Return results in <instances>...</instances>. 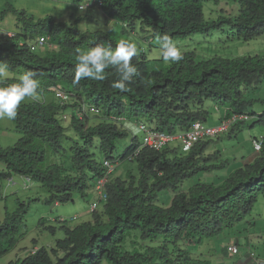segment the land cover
Instances as JSON below:
<instances>
[{"label": "trees", "instance_id": "1", "mask_svg": "<svg viewBox=\"0 0 264 264\" xmlns=\"http://www.w3.org/2000/svg\"><path fill=\"white\" fill-rule=\"evenodd\" d=\"M76 1L78 8L86 0ZM101 1L100 7L87 9L100 8L121 34L114 29L81 30L76 23L57 20L52 14L36 17L8 4L0 10V21L9 12L16 14L18 28L14 37L0 36V62L11 73L4 83H14L23 72L35 71L41 97L38 101L26 98L17 109L13 121L21 136L12 145H0L4 164L0 180L14 173L32 177L48 192V203L72 200L74 192L85 196L103 175L98 156L112 158L119 141L128 137L110 115L131 122L142 117L156 128L174 132L188 129L195 121L206 122L208 111L203 103L207 99L218 100L220 107L231 112L254 113L255 101L264 105V97L248 94L264 82L263 54L196 60L194 51L182 50L181 60L165 62L137 50L132 63L138 74L126 82L127 91L112 87L119 79L112 66L105 69L103 80L84 78L74 83L76 49L115 48L121 39L128 40L127 34L136 26L152 46H158L156 39L164 34L176 41L224 26L231 29L233 38L255 39L264 34V0H238L237 15L215 19L205 16L208 0ZM41 35L49 36L43 54L19 43ZM55 88L72 92L73 103L61 106L52 99L43 101L41 95L52 94ZM79 101L95 105L100 113L92 116H96L92 122L91 116L84 120L73 116L65 126L61 114ZM255 123L264 124V110ZM210 146L211 139L202 140L186 154L169 147H143L133 157L135 170L105 186L108 198L102 212L92 211L91 220L73 227L62 225L64 237L55 241L56 248L43 245L7 264H212L202 253L203 239L216 237L225 227L242 221L258 193L264 196V139L255 158L227 176L218 170L227 167L228 159L219 149L208 154ZM137 147L134 139L118 158L128 159ZM50 154L57 161H49ZM196 175L198 179L187 189L180 188ZM166 190L174 192L169 205L158 203L159 193ZM26 210L18 208L0 222V256L16 247ZM47 229L54 232L51 226Z\"/></svg>", "mask_w": 264, "mask_h": 264}, {"label": "rangeland", "instance_id": "2", "mask_svg": "<svg viewBox=\"0 0 264 264\" xmlns=\"http://www.w3.org/2000/svg\"><path fill=\"white\" fill-rule=\"evenodd\" d=\"M16 9H25L30 14L43 17V15L52 14L57 20L69 21L76 23L81 30H101L121 32L115 26V21L106 18L101 12L100 8L86 9L83 13L77 8L78 2L76 0H0V10L5 8L7 3ZM26 11V12H27ZM27 12V13H28ZM239 12L238 0H208L204 3V13L207 19H215L218 16H235ZM88 16V18H87ZM17 16L13 13H7L4 20L0 21V28H6L16 31ZM80 18V20L77 19ZM89 19V20H88ZM74 21V22H73ZM127 39L136 44L137 50H143L150 58H159L160 49L158 46L149 44L148 39L144 37L139 26L135 30L127 34ZM178 46L182 50H192L195 52L196 60L209 58L214 55L233 58L242 55H264V34L248 41L232 37L231 29L225 27L219 30H213L208 34H194L189 37L178 39ZM51 46V45H50ZM49 47V46H48ZM51 46L50 48H52ZM47 49V48H46ZM46 49L39 53H44ZM8 75L11 73L7 71ZM248 94L253 98L264 97V82L260 84L255 90H248ZM54 99L53 96L47 94V99ZM70 106V105H68ZM220 102L218 100L207 99L203 103V107L208 111V124H214L218 121L220 115ZM264 108L260 101H255L252 109L259 113ZM71 107L67 108L70 112ZM91 120V121H90ZM89 122L95 121V117H91ZM256 116H252L240 130H237L232 136H224L215 140H211V146L206 151L208 154H213L217 149L222 153L223 157L229 161L228 167L218 170L221 176H227L229 170L238 163L248 162L254 157V149L251 138L258 137L264 134V124L255 123ZM65 126L70 123V120H65ZM253 123V124H252ZM132 123H126V126ZM137 128L136 123L134 124ZM128 129V128H127ZM139 129V128H138ZM129 130V129H128ZM130 131V130H129ZM72 132L68 131V134ZM131 133V131H130ZM133 133H131L132 135ZM136 136L138 143L142 142L143 134L139 129ZM21 136L17 132L13 119L0 118V145L3 147L14 144ZM131 142L130 135L123 140H120L117 145L118 156L122 151L128 147ZM49 161H57L53 154L49 155ZM101 159V156H98ZM218 161H214L217 163ZM230 166V167H229ZM136 163L128 160H123L115 165L112 178H125L128 170H135ZM4 169V164L0 162V170ZM198 175L192 179L185 180L181 189H187L194 180H197ZM210 178V177H209ZM211 180V179H210ZM173 191H162L159 193L158 203L169 205ZM48 197L46 189L42 188L39 182L33 178L28 179L26 176L14 174L10 179L0 180V222L9 215L15 212L18 208H27L24 219L20 223L19 241L16 242V247L9 253L0 256V264H7L8 261L16 259L17 257H24L33 249L40 246H47L48 248H56L55 241L62 239L64 232L62 225L72 227L76 224L87 221L92 218L90 204L96 198L94 192L87 190L85 196L78 192L73 193L72 200L58 205L48 203L45 199ZM102 212V208H99ZM64 216L66 221L60 223L57 217ZM77 218L73 221L71 217ZM41 219L45 220V224L40 223ZM48 226L54 228L52 233L47 229ZM18 235V236H19ZM236 239L240 246V254L244 253L248 246L254 249L256 254L264 259V196L258 193L257 201L255 202L251 212L242 221L235 223L233 226L225 227L218 236L211 239H203L201 250L202 253H208L210 248L214 251V246H217V252L211 259L217 263L225 261H232L237 259L238 255L223 256V248L229 240ZM58 254L62 251L57 248ZM205 256V254H204ZM206 257V256H205ZM209 259V258H208ZM102 264H110L103 261Z\"/></svg>", "mask_w": 264, "mask_h": 264}, {"label": "clouds", "instance_id": "3", "mask_svg": "<svg viewBox=\"0 0 264 264\" xmlns=\"http://www.w3.org/2000/svg\"><path fill=\"white\" fill-rule=\"evenodd\" d=\"M87 6L88 5H85L83 3H79L80 12L83 13L84 10L87 8ZM156 44L158 45V47L160 49V56L162 57V59L165 62H168V61L175 62V61H179V60L182 59V52H181L180 47L178 46V42L174 41L167 34H164L162 36L157 37ZM43 49H41V50H43ZM40 51H38V52H40ZM76 52H77V57H76L77 63L75 65L74 83H79V81L81 79H84V78L94 79V80H103V79H105V76H104L105 69L108 68L109 66H112V67H114L116 69V72L118 73V76H119V79L112 84V87L115 88V89L120 90L121 92H125V91L128 90L127 86H126V82H130L133 79V77L138 74L137 67L132 63V58L137 54V46L132 41L121 39L116 44L115 48H112L111 46L105 47L103 45H96L95 47H91L89 49H79L78 48V49H76ZM7 79H8L7 65L4 64L3 62H0V118L14 119L16 114H17V109H18L19 105L21 104V102L25 101L26 98H31L32 100H37V101L41 99V97L39 95V92H38L40 81L37 78V73L35 71H32V70L25 71L22 74L18 75V77H16V82H14V83H10V84L4 83ZM51 95L54 98L53 100L57 101L55 99V97H54V91H53V93ZM41 96H42V98L44 97L42 99L43 101H45L47 99V95H43L42 94ZM72 103H69V104H72ZM86 103H88V102H86ZM69 104H64V105L60 104V105L61 106H65V105H69ZM90 105H92V104H90ZM75 107L71 108L70 112L65 111L64 113L61 114V119L64 120V122H65V120H71L72 119V117L74 116L73 115L74 114L73 113V109ZM224 108H227V107H220L219 106L220 115H219L218 121L216 123H214V124H217L219 122L221 113H222ZM263 110H264V108L259 113H256V111H254V110H253L254 113H252V111H249V110H244V111H240V112H247L251 117L255 115L256 119H257V116ZM65 113L69 116V118H67V119L63 118L62 115L65 114ZM229 113H231V111ZM93 115H96V114L89 115L88 117H90V116L92 117ZM111 116H115V115H110L109 116L110 120H111ZM115 117L121 118L119 120H116V121L112 120V121L119 122V125L125 131L128 132V136L130 135V138H131L130 144L132 143V141L134 139L136 141V136L134 134H138L140 128L138 127L139 128L138 129L134 124L136 123V125L138 126L137 121L141 120V119H144V118L137 117V118H135V120L133 122H131V121L127 120V118L124 117V116H115ZM144 120L147 121V123L149 125L154 126L147 119H144ZM247 121L238 122L232 128H230L231 130L228 131L227 133L222 134V135H220V136H218L216 138H208V139H205V140H210V139L211 140H215V139H218V138H222L224 136H229L230 137V134L232 136L238 130V128L244 126V124ZM126 123H132V124H128L126 126ZM204 123L208 124L207 122H204ZM214 124H212V125H214ZM190 127L188 129H190ZM127 128L131 131V133H133L132 135H131L130 131ZM156 129H159V128H156ZM159 130H162V129H159ZM186 130L187 129L177 130V131H174V132H169V131H166V132L173 134V133L184 132ZM234 130H236V131H234ZM162 131H165V130H162ZM142 134H143V132H142ZM260 136H262V138L264 139V134H260L258 137H252L251 138L252 146H253V140L259 138ZM263 139H262V144H263ZM199 141H202V140H199ZM199 141H197V142H199ZM176 143H174V145L176 144L175 146H166V147H169L170 149H176L177 152L186 154L196 144V143H194L189 150L185 151L183 149L182 144H180L179 142H176ZM143 147H149V146H146V145L144 146L143 145V138H142V142L138 143V147H137L136 151L134 152V154L132 156H130L128 159H126V160L132 162L134 155L137 154L139 152V150L142 149ZM149 148H151V147H149ZM151 149H153V148H151ZM253 149H254L255 152L253 153L254 157L251 160H253L255 158V156L257 155V153L260 152V151H256L254 146H253ZM261 149H262V147H261ZM99 156H101V159H99V160L102 161V164H103V160L105 158L109 159L112 163H115V165L122 161V160H120L118 158V156H113L112 158L104 157L102 155H99ZM251 160H249V161L251 162ZM249 161L245 162V163H249ZM245 163H243V165ZM115 165H114V169H115ZM242 166H240V167H242ZM227 167H228V165H227ZM114 169L109 175V182L113 179L111 176H112V173L114 172ZM103 175H104V173H103ZM27 178L30 179L31 177H27ZM7 179H9V178H7ZM91 187L92 188L90 190H92L94 192V194L96 195V192L94 190L93 185ZM106 191H107V189H106ZM92 202H91V204H92ZM59 203H60L59 201H55L56 205H58ZM105 203L106 202L102 203L98 208H96L94 210H99V208H103V205ZM91 204H90V210L92 212L94 210L91 209ZM60 217H64V216H59V217H57L56 220L59 221ZM73 217H76V216H73ZM64 218H66V217H64ZM71 218H70V220H71ZM71 221H73V220H71ZM60 223H63V222H60ZM63 237H64V235H63ZM231 242H234V243H236L238 245L239 253H240V246L237 243V241L234 240V239H233V241L229 240L227 242V244L225 246V250L227 252H229L227 247H228V244L231 243ZM249 249H250V253L251 252L254 253L253 257L255 259L258 258V255L255 254L256 252H254V249L251 246H249ZM35 250L36 249H33V251L29 252V253H33ZM238 254H236V255H238ZM230 255H232V254L230 253Z\"/></svg>", "mask_w": 264, "mask_h": 264}, {"label": "built area", "instance_id": "4", "mask_svg": "<svg viewBox=\"0 0 264 264\" xmlns=\"http://www.w3.org/2000/svg\"><path fill=\"white\" fill-rule=\"evenodd\" d=\"M83 4L88 5L87 8H90L92 6L100 7L102 1L86 0L83 2ZM0 36L14 37L15 33L8 29L0 28ZM48 40V36L41 35L33 39H28L26 40V42L21 40L19 43L20 45H24V43H26V45L30 48L31 51L38 52L46 46ZM54 97L61 105L72 103L74 98L72 92L64 88H56L54 90ZM99 112L100 111L96 106L90 105L84 101H79L76 107L73 109V115L82 120L86 119V117H88L89 115L98 114ZM229 112L230 111L228 108H224L221 113L220 120L217 124L212 125L206 124L201 121H196L192 124L190 129H187L184 132L173 134L156 129L154 126L149 125L144 119L138 120L137 124L138 127L141 129L140 131L143 132L144 146L146 145L155 150H161L166 146H175L177 144L176 142H179L180 144H182L183 149L187 151L197 141L205 140L208 138H216L230 131V128H232L238 122H245L251 117L247 112ZM62 116L64 119L69 118L66 113ZM119 119L121 118L111 116V120L116 121ZM262 139V136H260L259 138L253 140V146L256 151L261 150ZM174 143L176 144L174 145ZM114 165L115 163H112L109 159L105 158L103 160V166L105 168L104 175L100 177L93 185L94 190L96 192V199L91 204L92 210L98 208L102 203L106 202L107 200L108 195L105 186L109 182V175L113 171ZM74 219H76V217L71 218V220ZM59 221L65 222L66 218L60 217ZM227 249L232 255H236L239 253V247L234 242L229 243ZM250 254L254 256L253 252H251ZM255 260L256 264H264L263 259L256 258Z\"/></svg>", "mask_w": 264, "mask_h": 264}, {"label": "crops", "instance_id": "5", "mask_svg": "<svg viewBox=\"0 0 264 264\" xmlns=\"http://www.w3.org/2000/svg\"><path fill=\"white\" fill-rule=\"evenodd\" d=\"M9 6L11 5V3L10 2H8L7 3ZM25 10V9H24ZM27 11V10H26ZM28 12V11H27ZM28 14H30L29 12H28ZM15 16H16V14H14ZM30 15H33V14H30ZM33 16H35V15H33ZM44 16V15H43ZM37 17H41V16H37ZM17 19V18H16ZM6 29V28H5ZM9 30V29H8ZM10 31H12V30H10ZM13 32V31H12ZM50 99V98H49ZM251 160V159H250ZM252 161V160H251ZM250 162V161H249ZM243 165V163H238V164H236L232 169H234V168H236V167H240V166H242ZM230 167V166H229ZM231 170V169H230ZM230 170H229V172H230ZM89 220H91V219H88L87 221H89ZM234 240H236V239H234ZM237 243H238V241H237ZM246 246H248L247 247V249L245 250V252L244 253H239L238 254V258L237 259H235V260H232V261H225L224 260V262H216L215 260H213V259H211L209 256H212L214 253H216L217 252V246H214V251L212 250V248H210V251L206 254V253H204L205 254V256H206V258L208 259V260H210L211 261V263L212 264H256V260H255V258L250 254V249H249V246H251V245H246ZM203 254V255H204ZM256 254V253H255ZM223 256H225V257H227V256H231L230 255V253L229 252H227L226 250H225V247L223 248ZM258 258H260L259 256H258ZM260 259H262V258H260Z\"/></svg>", "mask_w": 264, "mask_h": 264}, {"label": "bare ground", "instance_id": "6", "mask_svg": "<svg viewBox=\"0 0 264 264\" xmlns=\"http://www.w3.org/2000/svg\"><path fill=\"white\" fill-rule=\"evenodd\" d=\"M15 174V173H14ZM12 175V174H11ZM32 178V177H31ZM10 179V178H9Z\"/></svg>", "mask_w": 264, "mask_h": 264}]
</instances>
